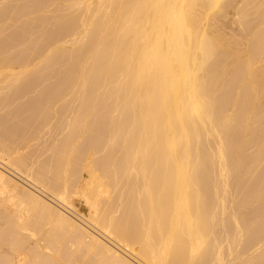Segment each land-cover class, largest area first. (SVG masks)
Segmentation results:
<instances>
[{
	"label": "bare ground",
	"instance_id": "1",
	"mask_svg": "<svg viewBox=\"0 0 264 264\" xmlns=\"http://www.w3.org/2000/svg\"><path fill=\"white\" fill-rule=\"evenodd\" d=\"M0 264H264V0H0Z\"/></svg>",
	"mask_w": 264,
	"mask_h": 264
}]
</instances>
